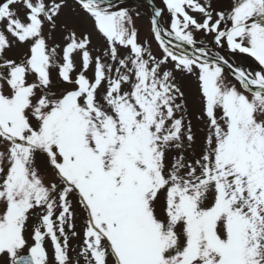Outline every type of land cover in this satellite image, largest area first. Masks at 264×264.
I'll use <instances>...</instances> for the list:
<instances>
[{
	"label": "snow or ice",
	"instance_id": "snow-or-ice-1",
	"mask_svg": "<svg viewBox=\"0 0 264 264\" xmlns=\"http://www.w3.org/2000/svg\"><path fill=\"white\" fill-rule=\"evenodd\" d=\"M0 264H264V0H0Z\"/></svg>",
	"mask_w": 264,
	"mask_h": 264
},
{
	"label": "rangeland",
	"instance_id": "rangeland-1",
	"mask_svg": "<svg viewBox=\"0 0 264 264\" xmlns=\"http://www.w3.org/2000/svg\"><path fill=\"white\" fill-rule=\"evenodd\" d=\"M153 2L159 5V0H153Z\"/></svg>",
	"mask_w": 264,
	"mask_h": 264
},
{
	"label": "water",
	"instance_id": "water-1",
	"mask_svg": "<svg viewBox=\"0 0 264 264\" xmlns=\"http://www.w3.org/2000/svg\"><path fill=\"white\" fill-rule=\"evenodd\" d=\"M154 3V2H153Z\"/></svg>",
	"mask_w": 264,
	"mask_h": 264
}]
</instances>
